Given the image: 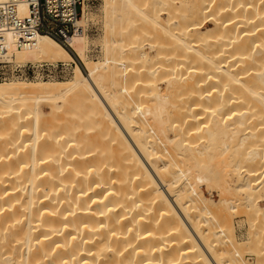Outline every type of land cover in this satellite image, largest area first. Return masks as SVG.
I'll return each instance as SVG.
<instances>
[{"label": "bare ground", "instance_id": "bare-ground-1", "mask_svg": "<svg viewBox=\"0 0 264 264\" xmlns=\"http://www.w3.org/2000/svg\"><path fill=\"white\" fill-rule=\"evenodd\" d=\"M103 9L101 57L76 33L64 81H0V264H264V0Z\"/></svg>", "mask_w": 264, "mask_h": 264}, {"label": "built area", "instance_id": "built-area-1", "mask_svg": "<svg viewBox=\"0 0 264 264\" xmlns=\"http://www.w3.org/2000/svg\"><path fill=\"white\" fill-rule=\"evenodd\" d=\"M94 0H5L0 3V58L7 52L5 37L15 35L18 47H27L37 35H46L62 45L70 55V62L14 63L0 59V80H63L69 77L75 65L82 64L68 41L76 33L91 34L93 28L79 27L77 21L83 11L94 7ZM25 5L27 15L18 13Z\"/></svg>", "mask_w": 264, "mask_h": 264}, {"label": "rangeland", "instance_id": "rangeland-1", "mask_svg": "<svg viewBox=\"0 0 264 264\" xmlns=\"http://www.w3.org/2000/svg\"><path fill=\"white\" fill-rule=\"evenodd\" d=\"M94 7L89 9L87 12H85L86 15V22L84 24V28L86 26L92 27L93 32L91 34L85 33L87 39H88V49L86 51V54L88 58L95 60L102 55V49L100 45L101 37L104 33V9H103V0H94ZM81 63V62H80ZM82 69V68H81ZM83 72V70H82ZM68 78V77H67ZM66 78V79H67ZM16 78H9L5 80L0 81H8ZM63 80H56V81H64ZM28 81H36V80H28ZM43 110L46 112L47 108L44 107ZM204 193H206L204 191ZM207 196V193L205 194ZM213 199L215 202H217L218 197L214 194Z\"/></svg>", "mask_w": 264, "mask_h": 264}]
</instances>
